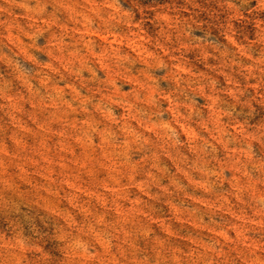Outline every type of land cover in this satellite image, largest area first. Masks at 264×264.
Segmentation results:
<instances>
[{
    "label": "clouds",
    "instance_id": "clouds-1",
    "mask_svg": "<svg viewBox=\"0 0 264 264\" xmlns=\"http://www.w3.org/2000/svg\"><path fill=\"white\" fill-rule=\"evenodd\" d=\"M0 264H264V0H0Z\"/></svg>",
    "mask_w": 264,
    "mask_h": 264
},
{
    "label": "rangeland",
    "instance_id": "rangeland-1",
    "mask_svg": "<svg viewBox=\"0 0 264 264\" xmlns=\"http://www.w3.org/2000/svg\"><path fill=\"white\" fill-rule=\"evenodd\" d=\"M103 38V37H102Z\"/></svg>",
    "mask_w": 264,
    "mask_h": 264
}]
</instances>
